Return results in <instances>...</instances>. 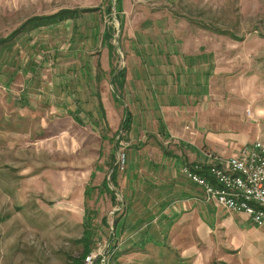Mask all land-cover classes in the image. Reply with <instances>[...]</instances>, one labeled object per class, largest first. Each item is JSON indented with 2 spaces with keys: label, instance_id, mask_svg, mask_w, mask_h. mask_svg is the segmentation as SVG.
I'll return each mask as SVG.
<instances>
[{
  "label": "rangeland",
  "instance_id": "rangeland-1",
  "mask_svg": "<svg viewBox=\"0 0 264 264\" xmlns=\"http://www.w3.org/2000/svg\"><path fill=\"white\" fill-rule=\"evenodd\" d=\"M113 4L115 0H0V39L32 16L49 15L62 8L97 7L51 27L50 46L46 47L50 56L36 68H50V77L56 82L63 73L73 76L70 84L75 90L80 72L96 64L106 27L114 29L110 56L114 68L120 69L126 65V52L132 49L127 46L132 31H136L135 36L138 31L150 35V46L143 47L146 50H163L164 35L173 36L170 44L174 50H182L184 41L189 40L192 49L199 46L209 51V67L213 61L210 94L198 99L200 110L194 131H214L217 136L224 133L245 142L264 139V0H124L121 33ZM130 12L136 18H150V23L139 29L138 24L130 23ZM27 31L0 43V264H69L83 254L85 222L92 241L84 259L91 253L92 264H102L106 258V264H175L178 255L170 247L164 246V256L152 257L150 262L148 256L157 250L146 254L126 247L116 249L117 242L127 246L129 237L126 230L112 238V226L114 218L126 213L129 202L123 195L128 196L132 190V176L141 195L142 178L150 175L157 181L164 175V168L157 165L165 164L164 150L174 148L180 139L176 134L175 140L168 133L145 132L139 124L134 130L131 126L128 132L122 131V101L115 104V117L109 124L95 101L87 106L90 114L71 99L51 96L48 116L43 110L19 107L13 88L15 72L36 67L37 63L35 57L24 58L19 51H32ZM32 34L37 37L40 32L34 30ZM76 91L75 96L80 97L81 92ZM117 139L119 147L115 148ZM200 140L195 141L197 146L208 149ZM121 154L125 163L118 168L115 187L110 174ZM104 180L115 192V199L103 185ZM159 184H153L154 192ZM251 239L254 236L249 234L247 245ZM240 244H244V258L249 257L245 255L249 249L245 241ZM207 252L217 264L218 257L231 253V249ZM165 256L170 258L165 260Z\"/></svg>",
  "mask_w": 264,
  "mask_h": 264
},
{
  "label": "crops",
  "instance_id": "crops-1",
  "mask_svg": "<svg viewBox=\"0 0 264 264\" xmlns=\"http://www.w3.org/2000/svg\"><path fill=\"white\" fill-rule=\"evenodd\" d=\"M123 3L124 0L119 12L122 25ZM75 19H66L59 23ZM129 19L133 25L138 24L139 29L150 23V18H136L131 12ZM59 23L27 31L31 34L32 51L28 52L26 48L19 51L24 58L35 57L37 63L36 67L25 70L22 68L15 72L16 85L13 88L15 96L18 97L16 104L19 107L43 110L42 113L48 116L50 96L52 99L58 97L69 101L71 99L77 103L76 107L80 109L86 107V111L89 102L95 101L101 109L100 114L104 115L105 121L109 124L111 117L112 119L115 117V104H120L122 101V121L127 110L131 118L130 129L132 126L134 130L135 125L139 124L145 132L149 129L154 133L162 132L164 135L168 133L175 140L176 134L180 139L174 143V148L164 150L165 164L157 165L165 170L164 175L157 180L160 181L159 186H156L159 187L157 191H153V184L157 181H153L149 175L147 178H142L143 193L137 194L136 179L133 177L135 175L132 176V190L128 196L123 195L129 202L125 205L126 213L123 217H116L118 221L115 231H112L115 234L114 238H118L127 230L129 241L127 246L117 242L115 248L119 250L126 247V250L141 251L146 254L148 251L157 250L156 254L148 256L147 261L150 262L152 257L164 256L162 252L164 246L170 247L178 255L176 259L179 261H175V264L180 262L214 264L207 251L214 252L217 248L219 250L227 248L229 251L231 249V253L220 255L218 257L220 263L217 264H264V227L257 231L255 227L258 226L245 214L230 212L223 207L204 203L201 200V188L189 181L182 173V166L186 164L205 162L207 152L227 157L236 154L240 147L247 143L237 136L224 133H219L222 135L217 136L214 131L199 134V130L193 129L200 110L198 99L208 97L210 94L208 81L212 73L213 61L209 67L211 55L209 51L200 50L199 46L192 49L189 40L184 41L182 50H174L173 44H170L172 35L163 36L164 39L161 40L165 43L162 45L163 50H146L143 47L147 44L150 46L149 43L152 41L150 35L140 34L138 31L139 35L135 36L136 31H132V36H128L127 45L132 49L125 54L126 65L121 69L114 68L110 56L112 52L104 42L103 30L101 35L103 49L95 66L80 72L81 76L79 75L76 87V90L81 92L78 97L75 96L77 94L75 88L71 89L70 77L73 76L63 73L61 80L56 82L54 77L53 79L50 77V68L43 67L45 69L36 70L44 65L43 63L50 56V50L46 49L50 46V28ZM34 30L40 32L37 37L32 34ZM39 35H43L44 38H39ZM33 45L36 51H33ZM119 70L121 72L117 74ZM116 78L118 85L121 83L118 91L113 86ZM194 105H198L195 110H193ZM87 112L90 114L89 110ZM76 121L78 122V119ZM197 139H201L200 141L209 148L203 149L197 146L195 143ZM224 139H234V141ZM135 203H138L137 207L133 206ZM247 222H251V225ZM249 234L254 236V240L251 239L252 241L247 245L246 238ZM224 241L230 244L225 245ZM241 241L242 243L245 241V246L249 248L245 254L250 255L249 257L244 258L242 254L244 244H240ZM121 245L124 248H121ZM164 258L168 260L170 256Z\"/></svg>",
  "mask_w": 264,
  "mask_h": 264
},
{
  "label": "built area",
  "instance_id": "built-area-1",
  "mask_svg": "<svg viewBox=\"0 0 264 264\" xmlns=\"http://www.w3.org/2000/svg\"><path fill=\"white\" fill-rule=\"evenodd\" d=\"M206 161L182 166L183 175L201 188L204 203L245 214L256 226L264 224V139L256 138L243 144L230 156L207 152ZM125 156L116 165L123 168ZM89 253L83 264H92ZM103 259V257H102ZM108 259H105L106 264Z\"/></svg>",
  "mask_w": 264,
  "mask_h": 264
},
{
  "label": "trees",
  "instance_id": "trees-1",
  "mask_svg": "<svg viewBox=\"0 0 264 264\" xmlns=\"http://www.w3.org/2000/svg\"><path fill=\"white\" fill-rule=\"evenodd\" d=\"M121 3L122 0H115V10H116V17L117 19L120 21V33H121V28H122V22L120 20L119 17V12L121 10ZM95 9H97V7H91V8H85V9H70V8H62L52 14L49 15H40V16H32L29 17L27 19H25L22 23H20V25L15 28L7 37L0 39V43H4V42H8L11 38H13L14 36H16L17 34H20L22 31H27L33 28H38L44 25H52L55 23H59L61 21H64L66 19H75L77 17H79V15L81 13L84 12H91L94 11ZM104 10L106 12H108L107 7L104 8ZM119 33V34H120ZM114 35V29L111 27H106L104 29V33H103V38H104V42L107 44V47L109 48L110 52H113V48L114 46L112 44L109 43L110 39L113 38ZM13 43L10 44H5L7 46H5L6 48H8L9 46H11ZM121 70L118 71L117 74H120ZM121 85V83H117V78L116 81L113 82V86L115 89H119V86ZM125 116L124 119L121 123V127L120 129L122 131H126L128 132L130 130V125H131V118L129 116V112L126 110L125 111ZM120 139V138H119ZM119 139L116 140L115 142V148L119 147ZM112 170H111V174H110V181L113 183V185L116 187L117 186V173H118V166H112ZM93 175V173L91 174ZM103 185L110 191V195L113 199H115V192L113 190H111L108 186H107V182L106 180L103 181ZM116 213V212H114ZM89 220V219H88ZM118 221L117 218H114V224L112 226L113 231H115V225L116 222ZM88 224L87 222L84 223V232H83V254L81 255L80 258L75 259L73 262H70L69 264H82L83 263V259L84 256L90 251V245H91V231L88 228ZM115 236V234H112V238Z\"/></svg>",
  "mask_w": 264,
  "mask_h": 264
},
{
  "label": "water",
  "instance_id": "water-1",
  "mask_svg": "<svg viewBox=\"0 0 264 264\" xmlns=\"http://www.w3.org/2000/svg\"><path fill=\"white\" fill-rule=\"evenodd\" d=\"M112 8H115L114 4L111 5ZM117 33H119V29H117ZM118 36L115 37V39H117Z\"/></svg>",
  "mask_w": 264,
  "mask_h": 264
}]
</instances>
